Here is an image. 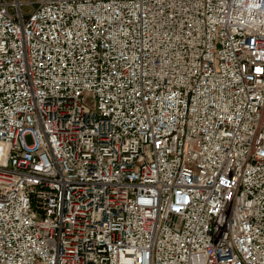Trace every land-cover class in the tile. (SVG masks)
Returning a JSON list of instances; mask_svg holds the SVG:
<instances>
[{"label":"built area","instance_id":"2783aa9c","mask_svg":"<svg viewBox=\"0 0 264 264\" xmlns=\"http://www.w3.org/2000/svg\"><path fill=\"white\" fill-rule=\"evenodd\" d=\"M0 264H264V0H0Z\"/></svg>","mask_w":264,"mask_h":264},{"label":"rangeland","instance_id":"374dc122","mask_svg":"<svg viewBox=\"0 0 264 264\" xmlns=\"http://www.w3.org/2000/svg\"><path fill=\"white\" fill-rule=\"evenodd\" d=\"M24 1H25V0H24ZM29 10H31V8H30V7H26V6L24 7V11H26V12H27V11H29Z\"/></svg>","mask_w":264,"mask_h":264}]
</instances>
